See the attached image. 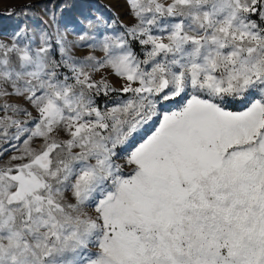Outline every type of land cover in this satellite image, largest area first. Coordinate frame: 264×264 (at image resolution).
<instances>
[{"label": "snow or ice", "instance_id": "6c2138e0", "mask_svg": "<svg viewBox=\"0 0 264 264\" xmlns=\"http://www.w3.org/2000/svg\"><path fill=\"white\" fill-rule=\"evenodd\" d=\"M124 2L6 10L0 264H264V0Z\"/></svg>", "mask_w": 264, "mask_h": 264}, {"label": "rangeland", "instance_id": "374dc122", "mask_svg": "<svg viewBox=\"0 0 264 264\" xmlns=\"http://www.w3.org/2000/svg\"><path fill=\"white\" fill-rule=\"evenodd\" d=\"M70 2L76 4L77 7L72 10H66L64 13L66 19H73L78 16L81 11L95 12L99 9V11L105 15L110 16L115 14L118 15L125 23L128 22L126 12L127 5L124 0H70ZM25 3H33L34 10L38 17L48 20V16L45 15L43 8V6L48 3V0H0V31L9 32L18 23L15 16L9 17L7 12H2V10L17 6L21 8ZM113 79L114 82L118 83V81H115V78Z\"/></svg>", "mask_w": 264, "mask_h": 264}, {"label": "trees", "instance_id": "16d2710c", "mask_svg": "<svg viewBox=\"0 0 264 264\" xmlns=\"http://www.w3.org/2000/svg\"><path fill=\"white\" fill-rule=\"evenodd\" d=\"M13 8L19 9L20 7L17 6V7H13ZM6 10H7V9H6ZM6 10H2V12H7Z\"/></svg>", "mask_w": 264, "mask_h": 264}]
</instances>
